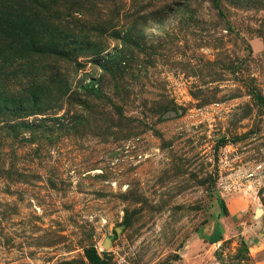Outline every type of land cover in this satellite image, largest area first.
Here are the masks:
<instances>
[{"label": "rangeland", "instance_id": "rangeland-1", "mask_svg": "<svg viewBox=\"0 0 264 264\" xmlns=\"http://www.w3.org/2000/svg\"><path fill=\"white\" fill-rule=\"evenodd\" d=\"M0 264H264V0H0Z\"/></svg>", "mask_w": 264, "mask_h": 264}, {"label": "trees", "instance_id": "trees-1", "mask_svg": "<svg viewBox=\"0 0 264 264\" xmlns=\"http://www.w3.org/2000/svg\"><path fill=\"white\" fill-rule=\"evenodd\" d=\"M220 238V236H218V238L217 239H219Z\"/></svg>", "mask_w": 264, "mask_h": 264}]
</instances>
